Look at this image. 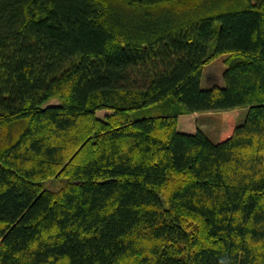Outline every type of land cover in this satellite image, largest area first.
Returning a JSON list of instances; mask_svg holds the SVG:
<instances>
[{"label": "trees", "instance_id": "1", "mask_svg": "<svg viewBox=\"0 0 264 264\" xmlns=\"http://www.w3.org/2000/svg\"><path fill=\"white\" fill-rule=\"evenodd\" d=\"M0 264H264V0H0Z\"/></svg>", "mask_w": 264, "mask_h": 264}, {"label": "rangeland", "instance_id": "2", "mask_svg": "<svg viewBox=\"0 0 264 264\" xmlns=\"http://www.w3.org/2000/svg\"><path fill=\"white\" fill-rule=\"evenodd\" d=\"M227 58V55H222L205 66L201 83L202 88L208 89L214 86H225L224 72L227 69V65L225 63V60ZM59 102L60 99L58 97H54L50 100L51 104H57ZM248 111L249 107H241L238 109V124H242L245 121ZM108 113V111H100L97 113V115L101 119H104ZM223 114V111L206 112L205 114H203L200 121V124L204 126V128L207 130L208 135L212 137L215 142H217L220 138ZM63 182L55 179H50L44 182V186L48 190L55 192L62 187Z\"/></svg>", "mask_w": 264, "mask_h": 264}, {"label": "crops", "instance_id": "3", "mask_svg": "<svg viewBox=\"0 0 264 264\" xmlns=\"http://www.w3.org/2000/svg\"><path fill=\"white\" fill-rule=\"evenodd\" d=\"M205 113L206 112H199V113H193L190 115L180 116L178 130L184 133H195L197 132V130L200 129L204 131L206 134H208L204 126L200 124L202 116Z\"/></svg>", "mask_w": 264, "mask_h": 264}]
</instances>
